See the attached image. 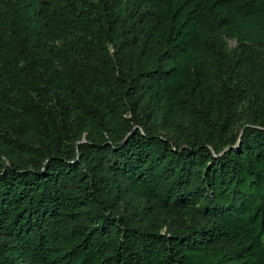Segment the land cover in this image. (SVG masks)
<instances>
[{"label":"trees","instance_id":"1","mask_svg":"<svg viewBox=\"0 0 264 264\" xmlns=\"http://www.w3.org/2000/svg\"><path fill=\"white\" fill-rule=\"evenodd\" d=\"M0 264H264V0H0Z\"/></svg>","mask_w":264,"mask_h":264},{"label":"water","instance_id":"2","mask_svg":"<svg viewBox=\"0 0 264 264\" xmlns=\"http://www.w3.org/2000/svg\"><path fill=\"white\" fill-rule=\"evenodd\" d=\"M241 143V141L239 140V144Z\"/></svg>","mask_w":264,"mask_h":264}]
</instances>
